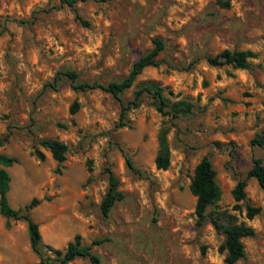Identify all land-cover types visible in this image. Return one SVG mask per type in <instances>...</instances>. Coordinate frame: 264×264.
Segmentation results:
<instances>
[{
    "label": "rangeland",
    "instance_id": "374dc122",
    "mask_svg": "<svg viewBox=\"0 0 264 264\" xmlns=\"http://www.w3.org/2000/svg\"><path fill=\"white\" fill-rule=\"evenodd\" d=\"M74 11L89 24L76 20ZM0 29V153L18 158L7 167L8 200L14 208L40 200L31 217L44 247L63 249L80 234L86 244L107 238L92 247L100 264H226L219 249L224 234L208 219L196 224L189 188L195 165L207 155L221 189L207 212L226 211L224 222L254 229L234 264H264V191L249 177L243 200L231 194L253 156L264 163V146L251 143L264 135V0H230L227 8L215 0H88L75 9L60 0H0ZM154 37L165 43L159 64L145 67L121 98L131 100L137 84L154 81L170 101L193 103L186 115L168 121L145 94L119 127L120 104L110 93L74 90L63 74L55 87L46 86L65 70L76 71L80 81L120 80L152 48ZM223 49H248L255 56L245 69L207 63L206 54ZM74 101L79 108L72 113ZM163 124L169 126L170 163L158 169L154 158ZM42 138L65 142L66 159L53 160L39 144ZM106 167L125 197L104 216ZM246 204L261 210L248 218ZM9 221L7 229L0 215V264H37L25 221ZM13 238L17 248L6 247ZM53 264L91 262L76 257Z\"/></svg>",
    "mask_w": 264,
    "mask_h": 264
},
{
    "label": "trees",
    "instance_id": "16d2710c",
    "mask_svg": "<svg viewBox=\"0 0 264 264\" xmlns=\"http://www.w3.org/2000/svg\"><path fill=\"white\" fill-rule=\"evenodd\" d=\"M85 1L88 0H60V5H67L75 9L78 2ZM215 3L222 8L230 6V0H215ZM42 10L47 11V9ZM74 13L75 19L81 24H89V22L77 11H74ZM2 31L3 29H0V33ZM152 42V48L133 61L128 73L120 80H113L108 83L80 81L76 71L65 70L57 73L53 82L46 84V86L51 85L55 87L56 79L60 74H63L69 79L70 85L74 90L99 88L110 93L120 104L119 122L117 123L119 127L127 125V111L137 107L141 103L142 96L145 94L151 95L157 111L163 116H167L168 121L177 119L181 115L190 113L193 108V103L184 99L170 101L164 93V88L157 82L142 81L137 84V88L133 91V98L131 100L125 102L121 98V94L133 86L137 76L145 67L157 66L159 64L157 58L164 50L165 43L160 37H154ZM254 56L255 54L248 49H223L216 54H206L204 58L210 65H231L234 68L245 69L251 66L249 59ZM78 108L79 104L74 101L70 107V111L74 113ZM168 132L169 126L163 124L157 134L158 147L154 163L158 169H166L170 163V148L167 138ZM251 143L264 146V135H258ZM39 144L48 149L52 159L57 163H61L66 159L68 146L65 142L57 138H42L39 139ZM33 153L39 160L45 158L44 153L38 148H35ZM17 162V157L0 153V215L5 218V228L9 229L11 227L9 219H23L25 221L30 248L39 259L37 264H53L55 262L66 263L74 260L76 257H87L91 264H100V257L92 250V247L93 245L103 243L107 239L104 237L95 238L90 243L86 244L82 242L80 234H75L72 240L68 241L63 249L43 246L39 225L31 217V210L40 200L33 197L28 203L18 208L12 207L8 200L11 177L7 167ZM87 163L88 171H91V160H88ZM126 163L129 167H133V163L129 157L126 158ZM105 170L107 172L108 186L100 201V211L104 216L109 214L111 208L117 201L125 197L124 193L118 189V180L111 168L106 167ZM57 171L59 172L60 169L57 168ZM249 177H254L264 191V163L260 157H252L251 165L245 176L238 179L233 186L231 194L236 202L245 198V187ZM189 188L191 193L195 196L194 213L196 216V224L202 225L208 219L217 230H221L224 234V239L219 249L225 253L226 264L236 263L245 254L243 238L253 235L254 229L244 222H224L223 219L228 216L226 211L213 209L209 213L207 212L209 207L216 206V203L221 197V189L216 180V171L213 168L209 156L204 155L195 165ZM233 207L240 208V204L235 203ZM260 210L261 208L259 206L246 204V216L248 218H253ZM47 250H49L50 253L46 252ZM202 252H204V247H202Z\"/></svg>",
    "mask_w": 264,
    "mask_h": 264
},
{
    "label": "crops",
    "instance_id": "0c3cea01",
    "mask_svg": "<svg viewBox=\"0 0 264 264\" xmlns=\"http://www.w3.org/2000/svg\"><path fill=\"white\" fill-rule=\"evenodd\" d=\"M4 244L6 247L12 248V249L17 248V246H18L17 241L14 238L5 240Z\"/></svg>",
    "mask_w": 264,
    "mask_h": 264
}]
</instances>
